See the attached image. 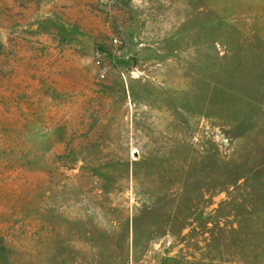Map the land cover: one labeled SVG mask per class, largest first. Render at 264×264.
<instances>
[{"label": "rangeland", "instance_id": "obj_1", "mask_svg": "<svg viewBox=\"0 0 264 264\" xmlns=\"http://www.w3.org/2000/svg\"><path fill=\"white\" fill-rule=\"evenodd\" d=\"M0 264H264V0H0Z\"/></svg>", "mask_w": 264, "mask_h": 264}, {"label": "built area", "instance_id": "obj_2", "mask_svg": "<svg viewBox=\"0 0 264 264\" xmlns=\"http://www.w3.org/2000/svg\"><path fill=\"white\" fill-rule=\"evenodd\" d=\"M116 43L118 42V40L115 41Z\"/></svg>", "mask_w": 264, "mask_h": 264}]
</instances>
